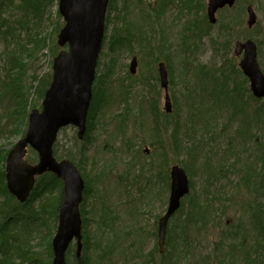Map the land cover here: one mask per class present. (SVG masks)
Returning <instances> with one entry per match:
<instances>
[{"label": "bare ground", "instance_id": "obj_1", "mask_svg": "<svg viewBox=\"0 0 264 264\" xmlns=\"http://www.w3.org/2000/svg\"><path fill=\"white\" fill-rule=\"evenodd\" d=\"M203 1L204 0H157L154 14L144 8L140 10L139 15L143 17V24L137 25L136 27L133 26L132 17L128 18L127 12H118L117 10H111V8L107 7L104 18L105 27L101 48L97 57L92 90L93 87L96 86L98 77H101L103 89H107L112 85L109 84L110 82H108V80L109 76H113L114 69H105L103 73L98 71L101 66L100 55L107 41L106 21L109 17L107 11H113L109 12L110 17L118 13L116 15L118 18L115 17L116 23H121V28H123V31H119V28H117L110 36V47L120 51L128 49V52L130 51L131 53L132 50H134L131 44L136 43L142 50L144 49V55H146L148 61L153 62L157 57H161L163 52H167V49L164 47L165 45L163 46L161 43L163 39H166L167 43L168 36H171L170 31L175 27V22H173L169 31L166 30L168 29L165 17L167 11L173 10L175 12L174 20L177 19L181 21L186 15H184L183 11L188 10L189 14L186 17L187 21L184 20L183 25H181L179 30L177 29L174 34L179 44L174 51V55L181 59L180 74L178 77H174V66L172 63L173 68H171V56H169L167 60L165 59V61L158 62V64L163 63L166 69L167 89L162 86L160 65L158 66L156 76L158 77V80L156 78L157 82L150 81L153 73L143 78L138 77L139 82H131L132 84H129V87L125 86L123 88V84L119 82V86L124 90L128 88L137 90L135 94H131V99L134 104H132L130 100H127L128 103L122 100L121 91L113 92L112 90V92H110L108 90H102L99 94L97 104H94L92 97L88 108L86 131L83 138L88 134L90 137L92 136L90 135V131H96L99 124L98 116L100 112L109 106L112 107L114 103L115 108H121L120 111L122 112L119 124L117 123L114 126V129H117L118 133L121 132L119 130L124 129L122 131L123 134L125 129H130L131 124L128 126L127 124L134 119L132 115L133 111L139 112L141 109H145L152 122L153 130L150 133L152 135H150L151 138L161 139L166 132L168 136L169 131L171 135L174 131L179 132L181 144H179L178 147L182 148L181 151L186 153L181 152L182 154L178 155L176 162L170 166L166 164L167 154L164 152L163 156L165 158L163 164L167 165V167H165V172L163 170L157 171L156 169H154L156 172H154V170L151 172L149 170L148 172L142 166L134 164L132 160L127 163L122 176H119L120 179L118 182L121 181L122 183L120 182L118 185L125 186L126 193L129 194L130 192L139 191V197L135 199L142 203V209H130L131 215L129 214V221L118 220L116 212L105 214L102 208L92 209V211L89 209L94 216V223H91L87 217L86 208H83V203L85 201L83 192V197L79 204L81 237L78 239V237L74 236L68 242L67 248L63 254L64 262L62 264H126L131 255L133 258L140 257L146 259L147 257H144L141 252L147 247L148 237L154 238L155 244L153 245V249H156L154 252L160 258H152L147 262L141 261L139 264H264V141L256 142L254 149L252 151L250 150L249 153L244 151L248 149L247 146L251 138V128L255 125H262L261 122L263 123V120H261L262 114L260 113V116H258L256 112L255 114L251 113L250 115H244L240 110L242 105L251 107V102L257 103L256 100L258 97L254 95L251 84L249 88L252 96L248 95L245 99L241 96V88H246L247 86L244 85V81L240 84L238 78L241 77L246 79L248 76L245 74L240 62L237 70L241 75L234 69V74L229 75V77V73L224 70L218 73L211 68L200 67L199 64L196 65L193 63L195 61L190 59V54L194 52V45H192V41L186 38L183 33L186 28L189 30L196 29L189 35V38H194V40L195 37L200 40L209 39L217 48L221 49L224 47V34L229 33L230 36H232L231 30H242L243 22L241 20V14L246 3L244 0H233L232 5L228 4L225 8L224 6L219 8L218 12L215 13L216 21L211 22V17L208 14L210 1L205 0L204 3ZM111 2H113V0H109V4H111ZM205 4H207L206 8ZM237 6L240 7L238 13L232 15L231 13L228 14L229 11L235 9ZM249 7H252L254 10L255 22L252 26H249L247 19V28H251L258 23V15L253 4L249 3L246 9ZM225 11L228 12L225 13ZM246 12L249 18L248 10ZM202 13L205 14L203 15ZM213 15L214 13L211 14V16ZM232 17L235 18L232 19ZM65 24L66 20L64 19V25L60 28V31ZM182 26H185V30L181 29ZM151 36L158 41L154 46H151V42L147 39V37ZM241 39L243 40L237 42L245 43L247 41H254L257 45L253 36H241ZM236 43L233 50L234 57H240L241 61L244 53L242 52L240 55L236 54ZM258 46L259 45H257L256 48V54L259 62L261 52ZM59 47L62 49L58 53H55L53 57L52 79L54 75L55 59L59 56L65 45H59ZM202 70H207L208 73ZM217 74L220 76L218 77ZM129 75L132 77L136 74L129 72ZM175 79H177V83ZM228 81H230V83H228ZM176 84L182 89V93L177 89ZM123 89L121 90L123 91ZM196 91L198 93H196ZM162 95L163 104L161 106V99L159 96ZM167 96L170 100V111H168L166 107ZM263 98L264 97L261 99ZM133 99H135L136 102ZM225 102H231L229 104L235 105L238 109L235 110V108H233V111H224ZM142 104L145 107L140 108L139 105L142 106ZM92 105L93 111H91ZM138 121L141 127L145 126L143 118H139ZM68 126H73L78 133L79 127L73 123H69L59 129L58 136L60 132ZM205 126L213 129L215 134H218L217 130L219 126L224 128L227 134H230V130H232L233 127L236 129V132L234 136L230 138L226 148L217 149L216 146H219L218 142L213 145L209 143L210 141H207L206 145H200L197 140L193 143V141H191V136H193V134L191 135L189 129H192V132L196 134V131H201ZM110 128L113 129L112 125ZM185 129L187 133L184 132ZM88 130L90 133H87ZM96 134L105 135V132L103 129H97L95 136ZM219 134L224 136V130H221ZM23 137L24 133L19 140L23 139ZM86 141L88 140H85V142ZM118 141L117 136L110 133L100 144L98 149L100 152L110 153V155L120 154L121 150H124V154L125 152L128 153L133 150V147L129 146L127 140H124L119 149L116 146ZM170 141L173 142V138L171 139L169 136V142ZM204 142H206L205 139ZM88 144H92V141H88ZM14 145L12 147H14ZM59 151L60 148L55 152V147L53 146V157L56 162L60 163L66 160L78 167L73 149L65 152ZM244 153L246 154L245 156L243 155ZM33 154L39 162L38 151L34 150ZM83 156L85 158L87 157L86 151L83 152ZM199 156L203 157V159H200ZM83 161L84 160L81 159V162ZM176 167L183 170L184 176L188 182L187 190L180 196L179 207L168 219L165 240L170 232L171 241H165L164 246L161 247L159 244L160 224L162 217L167 213L170 206L171 190L173 189L174 180L172 172ZM238 170L241 171V174L244 172L246 175L251 176L250 187L247 188L243 184V181L233 172ZM232 172L234 177L230 175ZM80 173L82 175L81 171ZM146 173L148 175H146ZM45 174L46 172L39 176L41 177ZM145 176H149L148 181ZM153 177L156 179V187L158 189L161 188L160 185L168 188V190H166L168 196L165 211L161 215L157 212L155 216H159L155 218L151 229L146 227L143 223L140 227L132 228L129 223L137 218L139 213L142 212L143 214L145 211L149 214L152 213V211L147 208V199L152 195V189L148 188L152 186L151 179ZM198 180H201L199 189L196 184ZM5 183L7 184L6 177ZM56 186L53 191H58V193L56 196L54 195L55 198L50 203L56 210L54 211L53 208H50L49 212L55 217V220H57L59 224V210L64 200L65 191L59 184ZM177 187L180 189L181 185L179 184ZM90 197H93V194ZM230 207L237 211L236 217L232 222L226 219ZM11 214L12 213H9L5 216V213H3V217L7 220L0 221V234H2L4 230H7V233L9 230H12L9 225L13 226L17 224L16 221H14L16 218L20 220L19 218L23 217L24 223L26 222L21 229L29 226V216ZM178 214L179 222L175 221L178 219V217L176 218ZM39 216L40 214L34 213V220H37ZM184 218L186 221H184ZM224 218L226 221L225 229ZM90 225L93 229H90ZM209 226H212L211 229L216 228L218 230V236L220 234V236L216 238V242L212 243L213 240L210 237ZM56 233L57 230L53 236L50 234L45 239L43 246H40L43 251L36 250L35 248L32 249L33 254L30 255L32 259L30 264H54L56 254L53 240ZM20 234L21 233H15L12 236V239H15L16 242H8L7 245L11 248L9 250V255L20 252V248H15L17 244H22L23 249L31 248L29 244L31 243V236H29L27 232L23 233L21 236ZM207 240L214 245V248L211 246L209 247L208 242L205 243ZM79 241L81 244L80 248ZM198 245L201 246L204 251L207 250L208 252L206 253L208 255H205V252L202 250H197ZM4 256L5 255L2 254L0 258L2 259ZM4 263L19 264L16 258L12 260L7 258L4 260Z\"/></svg>", "mask_w": 264, "mask_h": 264}, {"label": "rangeland", "instance_id": "obj_2", "mask_svg": "<svg viewBox=\"0 0 264 264\" xmlns=\"http://www.w3.org/2000/svg\"><path fill=\"white\" fill-rule=\"evenodd\" d=\"M244 2L246 3V6L249 3L253 4L254 9L258 15V23L251 28H247L246 22L249 18L245 6L241 14V20L243 22L242 30H232V36H230L229 33L224 34V47H222L221 49L217 48L213 42L209 41V39L200 40L195 37L194 40V38H189V35H191V33H193L196 29L189 30L186 28L185 30V26L181 27V29L185 30L183 31L185 37L190 39L192 41V45H194V52L193 54H190V59L195 61L193 63H195L196 65L199 64L203 67L211 68L218 73H221L222 70H224L225 72L229 73V77V75L234 74V69L238 72L237 67L240 62V57H234V45L237 41L243 40L241 39V36L249 35L253 36V39L259 45V50L261 52L259 63L264 73V0H244ZM18 3H20V0H17V4ZM156 5L157 0H113V5L109 4L108 7L111 8L114 6L115 11H123L124 13L127 12L129 16L128 18L132 17L131 20L133 22V26L136 27L137 25L143 24V17L139 15L140 10L144 8L154 14ZM206 5L207 4H205V8ZM57 7L58 0H47V7L45 8L44 12H40L39 16H37L36 14L31 15L30 18H25V20H27L28 22L24 21L23 25L21 26L17 24V33L14 32L15 34H17V36L14 39L13 43L11 45L9 44L10 50L7 49L6 43H4L2 36H0V157L2 160L1 165L3 164V168H5V157L7 156L8 151L21 138L22 134H25L31 111L34 108L41 110V105L44 98V95L43 97L40 96L42 83L46 81L45 89H47L52 80L51 73L53 57L55 53H58L62 49L58 44V34L60 28L64 25V18L59 14ZM7 10L4 11L6 12ZM14 11L16 12V9ZM238 11H240L239 6L229 12L225 11V13L228 12V14L231 13L232 15L238 13ZM8 12L11 13L8 14L9 18L11 17V19H13L14 15H12V13L15 14V12H12V10H8ZM109 12L113 11H107V15L109 16L107 18L108 20L106 21L107 41L103 48L102 54L100 55L101 66L98 71H100V73H103V71L108 67H110V70L114 69L113 76H109L108 80V82H110L109 84L112 85H110L105 90H108L110 92H112V90L113 92L121 91L122 100H124L126 103H128L127 100H130L132 104H134L131 99V94H135L137 90H132L130 88L124 90L123 88L125 86L129 87V84H132L131 82H139L138 77L143 78L144 76L146 77L147 75H151L152 73L153 75L151 76L150 81L157 82L156 78L158 80V77L156 76L159 61H165V59L167 60V57L171 56L170 63L171 68H173L174 66V77L179 76L181 59L174 55L175 49L179 46L178 40L176 39L174 34L177 29L179 30L180 26L183 25L184 20L187 21L186 17L189 14V11H183L184 15H186L182 18L181 21L177 19L174 20L175 12L173 10L167 11V15L165 17L168 29L166 30L169 31L170 27H172L173 22H175V27L172 31H170L171 36H168L167 43L166 39H163L161 43L163 46L165 45L164 47L167 49V52H163L161 57H157V59H155L153 62L148 61L146 55H144V49L142 50L139 46H137L138 44L136 43L131 44V46L134 48L131 53L130 51L128 52V49L120 51L110 47V36L115 32L117 28H120L122 25L121 23H116L115 17L118 13H116V15H111L110 17ZM8 15L3 13V15H1V18L7 17ZM233 18L235 17H232V19ZM22 27H24V31H22ZM3 29V32L6 31L7 26L3 27ZM147 39L151 42V46H154L158 42L157 39L155 40V38H153V36L147 37ZM9 54H13L12 58ZM133 56L138 57V68L136 75L131 77V75H129V66ZM15 62H18L19 64H14ZM217 76L219 77L220 75L217 74ZM238 79L240 84H242L244 81V85L248 87H242L240 90L243 99L247 98L248 95L252 96L249 88L250 81L248 77H246V79L239 77ZM175 80L177 83V79ZM119 82L123 84V88L119 86ZM228 83H230V81H228ZM45 84H43V87ZM94 89L95 88L93 87V91ZM121 89H123V91ZM177 89L182 93V89H180L178 85ZM196 93L198 92L196 91ZM159 98L161 99L160 104L162 106L163 95L159 96ZM251 103V107H245L243 105L240 107L242 114H255L256 109H261L260 113L262 114L261 120H263V123L261 122L262 125H255L253 126V128H251V138L248 142V149L244 150L247 151V153H249L250 150L252 151L254 149L256 142L264 141V98L257 99V103ZM113 106H109L105 110L100 112L98 116L99 124L96 128V131H90L91 133L89 132V130L87 131V133H90V135H92L91 137L88 134L84 139L80 140L77 138L76 129L73 126H68L60 132L57 140L60 151L65 152L67 150H74L73 152L76 157V162L78 163L77 166L82 172L85 180V201L83 203V208H86L87 217L89 221H91V223L94 221V216L89 211V209H91L92 211V209L94 210L103 208L105 214H109V212H116V216H118V220L120 221H129L131 215L130 209H142V203L139 200L135 199L139 197V191H134L133 193L130 192L129 194L126 193L125 186L118 185L121 182H118V180L120 179L119 176H122V173L126 169L127 163L132 160L134 161V164L142 166L148 172L149 170L151 172L154 169H156L157 171L163 170L165 172V167H167V165L171 166L172 164H174L177 160L178 155L182 154L181 151L179 152V150H176L175 147H172L171 142H169V136L171 137L170 131L169 136L166 132V134L162 136L161 139L151 138L152 135L150 133L153 130L152 122L150 116L147 115L148 112L145 109H141L139 112L133 111L132 115L134 116L135 120L133 119L127 124V126L131 124L130 129H125V132H123L124 135L122 134V131L124 129H118L119 131H121L118 133L117 129H114V126L117 123L119 124L122 112L120 111L121 108H115L114 103ZM139 107L142 108L145 106L142 104V106L139 105ZM233 108V104L226 105L224 103V111H233ZM139 118H143V123L146 127L140 126L138 121ZM111 125L113 129L110 128ZM219 128L222 127H218V134H215L213 129H210L206 126L201 129V131H196V134L192 132V129H189L191 135L193 134V136H191V139L193 143L194 141L198 140L200 145H206L207 141H210L209 143L213 145L218 142L219 146H216L217 149L226 148L228 146L230 138L234 136L236 129L233 127L232 130H230V134H227L225 133L224 128ZM97 129H103L105 135L96 134L95 136ZM221 130H224V136H221L219 134ZM184 132L187 133V130L185 129ZM110 133L114 134V136H117L119 141L116 146L119 149L121 148L124 140H127L129 142V146L133 147V150L128 153L125 152V154L123 153L124 150H121L120 154L117 155H110V153L100 152V150L98 149L100 144L107 138ZM204 139L206 140V142H204ZM85 140H91L92 144H88V141L85 142ZM84 151H86L87 153L86 158L83 156ZM164 152L165 154H167V165L163 164V160L165 158L163 156ZM243 155L245 156L246 154L244 153ZM33 156V152H30L27 156V159L31 161V163L36 162L32 160ZM199 158L203 159V157L201 156H199ZM81 159H83L84 161L81 162ZM3 168H0V221L6 219H4L3 217L4 212L2 207V203L6 200V196L4 195V191L2 190V180L4 176ZM154 172L156 171L154 170ZM146 175L148 174L146 173ZM230 175L232 177L233 172ZM145 178L147 181L149 180V176H145ZM151 181L152 186H150V188L148 189H152V195L147 199V208L152 211V215L143 210L145 211L143 212V214L142 212L139 213L137 218L133 219L132 222L129 223L130 227L132 228L140 227L143 223L144 225H146V227L151 229L155 218H158V216L165 211L168 196L166 190H168V188L162 187L160 185L161 188L158 189L156 187L157 182L154 177L151 179ZM200 181L201 180L196 181L198 189L201 186ZM55 184L56 183L52 185L48 184L51 190L48 191L49 194L37 193V197L35 198L31 194L33 200H31L30 198L27 201L29 203L28 206L26 205L23 208H18L22 215L25 214L29 216V218L30 213H38L40 214V216L36 221L28 220V223L30 224H28L29 226L24 229H21V226H19L20 223H17L13 226L9 225L12 230H9L8 233L7 230L3 231L5 241L12 239L11 237L15 233H21V236L23 235V233L27 232V234L31 236V243H29L31 248L43 251L40 246H43L44 241L48 237V235H54L58 225L55 217L52 216V214H50L49 212V209L51 208L50 203L58 193V191H53L56 186ZM92 194L93 197H90ZM14 204H18V202L14 201ZM14 204L12 203L10 208H14ZM5 209L7 210L8 208ZM157 212H159V215L155 216ZM21 213H19L18 215H21ZM236 213L237 211L234 210V208L230 207V209H228V215L226 218L227 221L232 222L236 217ZM177 217H179V214L176 216V218ZM225 222L226 221L224 218V229L226 225ZM211 227L212 226H209L208 229H210L209 233L210 237L213 240V243L216 242V238L219 237L220 234L218 236V230L216 228L211 229ZM90 229H93V227H91ZM11 241L16 242L15 239H12ZM206 242H208L209 247L211 246L212 248H214V245L211 242H209L208 240L205 241V243ZM154 244V238L152 239L151 237H148L147 247H145L141 252L143 256H146L147 258H133V256L131 255L129 256L130 258L127 260L126 264H139L141 261L147 262L152 258H160L154 252L156 250L153 249ZM197 250L204 251L203 248L199 245L197 247ZM204 252L205 255H208L206 253L208 252L207 250ZM0 254H3L1 250ZM17 262H19V264H27V261H24L22 263V261L18 259V257Z\"/></svg>", "mask_w": 264, "mask_h": 264}, {"label": "water", "instance_id": "obj_3", "mask_svg": "<svg viewBox=\"0 0 264 264\" xmlns=\"http://www.w3.org/2000/svg\"><path fill=\"white\" fill-rule=\"evenodd\" d=\"M208 14L210 21L215 22V13L233 0H209ZM109 0H59V11L66 20L60 31L58 43L68 44V50H62L54 62L52 82L45 93L42 111L35 109L29 116L25 137L11 149L6 160V177L9 191L21 202L26 201L35 185L36 176L44 172L55 173L64 182V200L59 210V225L53 245L56 259L54 264H62L63 254L68 242L74 237H81V220L79 204L83 197L84 179L79 169L69 161L56 162L53 157V146L61 127L73 123L79 127L78 138L83 139L86 131L88 108L92 100V86L95 78L97 57L101 48L105 27V13ZM248 24L255 22L252 7L248 9ZM214 13L213 16L211 14ZM257 45L253 41L236 43V54L244 53L240 65L250 79L254 95L264 97V73L256 54ZM136 57L130 65V72L136 73ZM162 86L167 89V72L160 63ZM167 110H171L169 97ZM28 145L39 153V162L29 163L25 157ZM173 189L170 206L162 217L160 224L159 244H165L169 217L179 207L180 196L187 190V179L183 170L174 168ZM181 185L179 189L177 185ZM81 247L79 241V248ZM61 255V256H60Z\"/></svg>", "mask_w": 264, "mask_h": 264}, {"label": "trees", "instance_id": "obj_4", "mask_svg": "<svg viewBox=\"0 0 264 264\" xmlns=\"http://www.w3.org/2000/svg\"><path fill=\"white\" fill-rule=\"evenodd\" d=\"M111 4L113 5V2H111ZM46 7H47V0H20V3H18V4H17V0H0V36H2L3 41H4V43H6L8 50H10L9 49L10 48L9 44L11 45L13 43L14 39L17 36V34L14 33V32L17 33V27L18 26L16 27V25L17 24L20 25V26L23 25L24 21H27V20H25V18H27V17L30 18L31 15H36L37 14V16H39L40 12H44ZM7 9L8 10H12V12H15L14 10L16 9L15 14L12 13V15H14L13 19H11V17L9 18L8 14H11V13H9ZM4 10H7V11L5 12ZM111 10H115V7L114 6L111 7ZM3 13L7 14L8 16L1 18V15H3ZM116 18H118V17H116ZM5 26H7V30L3 32V30H4L3 27H5ZM24 30H25L24 27H22V31H24ZM118 30L119 31H123V28L120 27ZM231 32H232V30H231ZM121 36H122V34H121ZM227 48H228V46H227ZM9 55L12 58L13 54H9ZM14 64H19V63L15 62ZM200 67H202V66H200ZM107 69H110V67H108ZM202 71L208 73L207 70H202ZM45 83H46V81L44 83H42V86H41V89H40V92H41L40 96L41 97H43L44 92L46 90L45 89L46 88V84ZM43 84H45L44 87H43ZM94 88L95 89H94L93 102H94V104H97L98 98H99V94L101 93L102 90H105L102 87L101 77L97 78L96 86ZM229 103H231V102H225L226 105H229ZM234 108H235V110L238 109L235 105H234ZM91 111H93V105H92V110ZM260 111H261V109H257L256 110V114H258V116H260V114H261ZM170 138L171 139L173 138V142L170 141L172 147L176 146L175 149L179 150V152H180L182 148L178 147V145L181 144V137L179 136V132L174 131V133H172ZM58 150H59V145H58V143H56L55 152L58 151ZM181 152H184V151H181ZM32 160L36 161L37 159H36L35 156H33ZM1 161L2 160H1V157H0V168H3L2 167L3 164L1 165ZM3 171H4V176H3V180H2V183H3L2 184V190L4 191V195L6 196V200L2 203L3 204L2 205L3 212L5 213V216L7 214H9V213H12V214L17 213L16 215H18L19 213H21L20 210H18V208L19 207L23 208L26 205L28 206L29 203L26 202L24 204H21V203L14 204V201H16V200L7 190V186H6V183H5V170H4V168H3ZM233 172L237 175V177L239 179H241L243 181V184L247 188L250 187V185H251V176L246 175L244 172H242V174H241L240 173L241 171H239V170L238 171H233ZM239 173H240V175H239ZM54 183H56L55 185L59 184L60 186H62L61 181L55 175H53L51 173H47L44 176L39 177L38 180H37V184H36L35 190L32 193V196L34 198L37 197V193L49 194L48 191H51V190H50L48 184L52 185ZM33 197L31 198V200H33ZM12 203L14 204V208H10ZM5 208H8V209L6 210ZM51 208H53V207L51 206ZM53 209H54V211L56 210L55 208H53ZM21 215H22V213H21ZM4 219H5V217H4ZM19 219L20 220H18V218H16L14 221H16V223H20L19 225L21 227L24 224H26V222L24 223V218L23 217H20ZM28 220L36 221V220H34V214L30 213V218ZM9 221H10V219H9ZM175 221L179 222V217ZM184 221H186L185 218H184ZM170 237H171V234L169 232V234L167 235V238H166V242H170L171 241ZM0 240H1L0 241V250L3 253V255H5L4 258L0 259V263L3 262V264H5L4 260L7 259V258L12 260L14 258L17 259V257H18V259H20L22 261V263L24 261H27V264H30V262L32 260L30 255L33 254L32 248L31 249L30 248L23 249V245L22 244H20V245L17 244V246L15 248H20V252L17 253V254L9 255V252H10L9 250L11 248H10V246L7 245L8 243H6V242L11 241L12 239H9L8 241H5L4 240V233H2V234H0Z\"/></svg>", "mask_w": 264, "mask_h": 264}, {"label": "flooded vegetation", "instance_id": "obj_5", "mask_svg": "<svg viewBox=\"0 0 264 264\" xmlns=\"http://www.w3.org/2000/svg\"><path fill=\"white\" fill-rule=\"evenodd\" d=\"M220 11V10H219ZM218 12V11H217ZM257 45H258V43H257ZM259 47V46H258Z\"/></svg>", "mask_w": 264, "mask_h": 264}]
</instances>
